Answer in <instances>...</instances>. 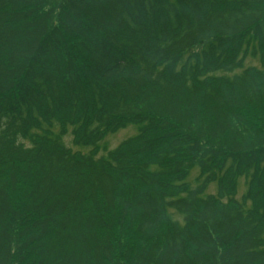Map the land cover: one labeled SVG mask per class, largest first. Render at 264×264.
<instances>
[{
    "label": "trees",
    "instance_id": "1",
    "mask_svg": "<svg viewBox=\"0 0 264 264\" xmlns=\"http://www.w3.org/2000/svg\"><path fill=\"white\" fill-rule=\"evenodd\" d=\"M0 264H264V0H0Z\"/></svg>",
    "mask_w": 264,
    "mask_h": 264
},
{
    "label": "rangeland",
    "instance_id": "2",
    "mask_svg": "<svg viewBox=\"0 0 264 264\" xmlns=\"http://www.w3.org/2000/svg\"><path fill=\"white\" fill-rule=\"evenodd\" d=\"M246 64H252L255 66L260 67L261 63L260 61L256 60V59H248L246 61ZM135 133V127L130 126L127 127L125 129H121L113 134H109L108 136H106V138L104 139V141L100 144L99 147V153L100 154H104L106 153L108 150L113 149L114 147H116L118 144H120L125 138H128L132 135H134ZM64 141L66 143L67 146L71 147L72 149H79L80 147L77 146H73L72 141H71V135H67L64 137ZM87 148H82L81 151H86ZM197 175V170L193 169L190 171V176H189V181L192 183L194 181V178ZM244 191V185H243V181L240 180L239 183V188H238V193H237V198L240 197V195L243 193ZM207 193H211V194H215L216 193V187L215 185H211L209 186Z\"/></svg>",
    "mask_w": 264,
    "mask_h": 264
}]
</instances>
